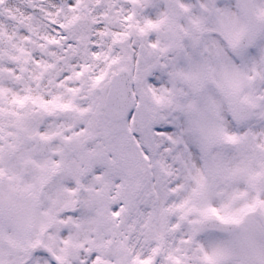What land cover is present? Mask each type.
<instances>
[{"label":"snow or ice","instance_id":"snow-or-ice-1","mask_svg":"<svg viewBox=\"0 0 264 264\" xmlns=\"http://www.w3.org/2000/svg\"><path fill=\"white\" fill-rule=\"evenodd\" d=\"M0 264H264V0H0Z\"/></svg>","mask_w":264,"mask_h":264}]
</instances>
